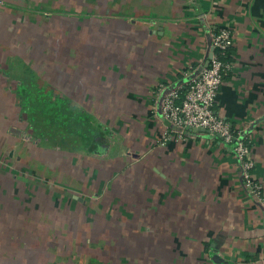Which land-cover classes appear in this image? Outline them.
Returning <instances> with one entry per match:
<instances>
[{
  "label": "crops",
  "instance_id": "0c3cea01",
  "mask_svg": "<svg viewBox=\"0 0 264 264\" xmlns=\"http://www.w3.org/2000/svg\"><path fill=\"white\" fill-rule=\"evenodd\" d=\"M0 1V46L25 47L1 57L0 82L16 80L24 88L26 81L32 126L44 124L48 110L70 112L71 127L80 131L75 139L106 128L121 143L113 154L134 164L148 160L142 165L154 168L156 207L185 225L192 240L186 252L199 257L186 264H264V207L243 188L232 144L192 129L183 140L163 142L167 123L159 101L166 87L186 86L199 75L191 76L212 34L228 28L230 69L212 109L244 131L254 176L264 185V0ZM53 48L60 59L51 77L58 85L38 86L33 65L47 67L43 56ZM56 97L58 109L50 102ZM64 139L73 150L72 135Z\"/></svg>",
  "mask_w": 264,
  "mask_h": 264
},
{
  "label": "rangeland",
  "instance_id": "374dc122",
  "mask_svg": "<svg viewBox=\"0 0 264 264\" xmlns=\"http://www.w3.org/2000/svg\"><path fill=\"white\" fill-rule=\"evenodd\" d=\"M9 49L25 52L6 44L0 59ZM51 52L39 54L50 61L47 67L33 65L38 86L58 85L51 74L59 52ZM19 84L0 82V264H186L199 258L186 252L192 240L185 225L156 207L154 168L142 165L148 160L134 164L113 154L121 144L116 137L108 154L71 150L60 141L72 133L70 112L48 110L49 119L32 126L37 124L24 107L33 96L26 95V81L24 88ZM54 99L51 106L58 109L62 100Z\"/></svg>",
  "mask_w": 264,
  "mask_h": 264
},
{
  "label": "built area",
  "instance_id": "2783aa9c",
  "mask_svg": "<svg viewBox=\"0 0 264 264\" xmlns=\"http://www.w3.org/2000/svg\"><path fill=\"white\" fill-rule=\"evenodd\" d=\"M231 45V31L226 27L218 28L212 34L213 51L208 65L186 86L175 87L164 95L160 105L167 123L163 142L171 137L183 140L188 128H203L232 144V152L240 165L243 188L264 207V185L254 176L249 142L245 137L240 138L241 130L230 126L212 109L224 75L230 69L227 54Z\"/></svg>",
  "mask_w": 264,
  "mask_h": 264
},
{
  "label": "flooded vegetation",
  "instance_id": "af4514ba",
  "mask_svg": "<svg viewBox=\"0 0 264 264\" xmlns=\"http://www.w3.org/2000/svg\"><path fill=\"white\" fill-rule=\"evenodd\" d=\"M78 142H75L76 146L72 145L73 150L82 151L85 154H100L106 152L110 148L111 137L109 131L106 128H94V133L90 136L79 135Z\"/></svg>",
  "mask_w": 264,
  "mask_h": 264
},
{
  "label": "water",
  "instance_id": "95a60500",
  "mask_svg": "<svg viewBox=\"0 0 264 264\" xmlns=\"http://www.w3.org/2000/svg\"><path fill=\"white\" fill-rule=\"evenodd\" d=\"M212 51H213V48H212V46L208 49V51H207V53H206V55H205V57H204V62L196 69V71L191 75V76H195L196 74H199L200 73V71L204 68V67H206L207 65H208V63H209V60H210V58H211V55H212ZM174 88V85H171V86H169V87H166L163 91H162V93L160 94V96H159V101H161L162 99H163V97H164V95L167 93V92H169L171 89H173ZM257 123V121H255L254 123H252L251 124V127H253V125L254 124H256ZM188 129H192V130H194V131H197V132H207L205 129H203V128H188ZM208 133V132H207ZM245 137V133H244V131L241 133V136H240V138H244Z\"/></svg>",
  "mask_w": 264,
  "mask_h": 264
},
{
  "label": "trees",
  "instance_id": "16d2710c",
  "mask_svg": "<svg viewBox=\"0 0 264 264\" xmlns=\"http://www.w3.org/2000/svg\"><path fill=\"white\" fill-rule=\"evenodd\" d=\"M25 105H26V102H25ZM21 107H22V106H21ZM24 108H25V107H24ZM26 110H28V108H27ZM31 114H35V115H36V112H31ZM50 115H51V114H50ZM72 115H73V114L70 113V116H72ZM32 116H33V115H32ZM75 130H76V128L73 127V128H72V133H71L72 137L75 136L77 133L80 132V131H79V132H76ZM88 133H89L90 136L92 135L91 132L88 131ZM83 136H84V135H83Z\"/></svg>",
  "mask_w": 264,
  "mask_h": 264
}]
</instances>
